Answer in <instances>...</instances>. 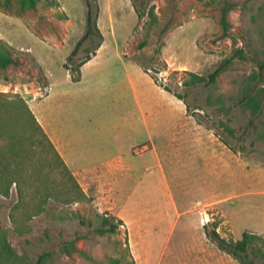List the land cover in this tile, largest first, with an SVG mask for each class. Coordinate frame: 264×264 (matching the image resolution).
<instances>
[{"label":"rangeland","instance_id":"1","mask_svg":"<svg viewBox=\"0 0 264 264\" xmlns=\"http://www.w3.org/2000/svg\"><path fill=\"white\" fill-rule=\"evenodd\" d=\"M87 1L95 30L68 58L87 28ZM224 3L234 4L230 37H222ZM0 42L16 61L0 68V103L9 106L7 116L0 108V159L18 143L24 165L11 161L8 195L0 193V264H35L42 254V264H240L204 225L227 242L245 231L264 236V109L252 117L238 103L247 83L264 89V0H38L33 9L0 0ZM238 48L246 58L234 59L215 86H182L188 72L206 76ZM23 102L33 115L76 125L104 158L125 141L143 150L128 153L124 198L120 191L107 202L81 186L89 200L49 196L47 176L72 183L60 168L48 172L28 141ZM195 125L221 143L215 152L210 140L191 138ZM102 215L123 224L99 235ZM6 247L18 259L2 261ZM253 248L247 264H264V247Z\"/></svg>","mask_w":264,"mask_h":264},{"label":"trees","instance_id":"2","mask_svg":"<svg viewBox=\"0 0 264 264\" xmlns=\"http://www.w3.org/2000/svg\"><path fill=\"white\" fill-rule=\"evenodd\" d=\"M38 0H22L23 4H26L29 8L33 9L36 5ZM86 6L88 8L87 10V23H86V31L81 40L77 43L74 50L71 52L70 58L72 55H75L77 53V50L81 46V44L93 33L95 30V26L91 21L92 17V11H91V5L89 2H86ZM234 7V4L224 3V5L221 7V17H220V25L222 27V37H230L229 35V22H228V12ZM152 12V11H151ZM97 30V29H96ZM99 34V33H98ZM233 40V39H232ZM7 45L0 42V68H6L11 65H15L16 61L13 59V55L10 53V51L6 47ZM246 56L243 53V50L238 48L235 49L232 54L223 59L215 68L213 71H211L208 75L202 76L196 73L188 72L187 78H184L182 80V86L185 88H191L196 87L199 85H202L203 87H209V89L213 86H215L218 77L222 72H224L229 66L232 65L234 59H245ZM89 59V58H88ZM86 59L85 61H87ZM84 61V62H85ZM83 62V63H84ZM82 63V64H83ZM81 64V65H82ZM68 70V69H67ZM76 76H71L72 82H78L80 81V73ZM259 77V73L257 74ZM153 79L156 81V77L153 75ZM158 84V83H157ZM164 90L167 92L172 93L169 89L162 86ZM177 99L182 100L186 106V110L189 111L190 106L188 103L184 100V98L178 94V93H172ZM209 97H207L206 104L209 106ZM238 103L241 106V108L244 111H248L252 117H255L258 115L259 111L261 109H264V89L263 90H255L254 87L247 83L243 86L242 94L240 95L238 99ZM15 104V103H13ZM26 112L29 115L31 120V132H29V135L27 137L28 141L31 142V144L37 145L39 147L41 154L44 155V161L46 163V166L48 168V172H54L55 169L58 170L60 168L59 174L61 175V178L68 179V182L72 183V187L65 181H62L61 183H51L49 180V176L45 180H41L42 182L49 185V196H60L61 198L66 197L71 201H82V200H89V198L86 196V194L81 189L80 185L77 183L76 179L68 169L67 165L63 161L62 157L46 135L43 128L40 126V124L36 121L34 115L29 111V109L26 107L24 102L22 103ZM0 108L3 110L1 114L6 115L7 110L9 106L7 103L5 104L3 102L0 103ZM224 107H220L218 111L222 112ZM7 116V115H6ZM224 129L229 133L233 134L232 129L229 128L226 124L222 123ZM18 143H14V149L13 150H7L6 153L3 154L2 159H0V184H6L7 187L5 191H1L0 193L4 196L8 195V187L10 185V181H8V176L11 173V161L15 160L16 165L19 167H24L23 163L20 162L21 159H19L18 155ZM46 155L49 156L48 159H46ZM19 160V161H18ZM48 175V174H46ZM13 183V182H12ZM3 184V188H4ZM38 208H41V204H38ZM100 223L99 226L96 228V232L99 235H104L106 233H114L119 225H122L123 222L120 219H116L115 217H108L105 215H102L99 217ZM204 228L207 229V234L210 240L217 246V248L228 255H230L233 259L238 261L240 264H247V260L249 258V249L251 250L252 254L255 255V249L253 248L254 244L261 243V245L264 247V236H259L254 233L245 231L242 233V236L239 240L234 242H227L224 239H222L219 234L216 232V230H208L207 226L204 225ZM6 250L8 252L7 256H4L2 261L8 260L11 256H13L15 259H18V257L10 250L9 247H6ZM2 255V254H1ZM262 259L264 261V253H261ZM44 258V255L38 257L35 264H42V260ZM1 261V262H2ZM4 264H17L15 260L6 261Z\"/></svg>","mask_w":264,"mask_h":264},{"label":"crops","instance_id":"3","mask_svg":"<svg viewBox=\"0 0 264 264\" xmlns=\"http://www.w3.org/2000/svg\"><path fill=\"white\" fill-rule=\"evenodd\" d=\"M33 113L68 169L87 195L88 193L97 195L99 191L104 192L102 195L106 194L107 202H109L111 199L118 197V193L121 191L124 198V193L127 190L126 185L130 183L133 177V165L128 155L133 145L127 146V141H125V144L116 147L118 152L115 156L104 158L102 153L94 151L96 149L91 147L93 142L87 143L84 140L85 138L81 137V135L78 136L79 128L76 125L69 127L65 123L60 124L58 120L57 123L53 122L54 117L51 114L45 115L40 111H33ZM198 128L199 126L195 125V133L200 132ZM193 136L191 138L198 143L210 140L208 150L210 149L212 152H215L216 142L221 144L214 136L207 137L199 135V133L193 134ZM140 141L141 139H137V142ZM93 186H95L96 192L93 190ZM100 204L103 206L102 203ZM120 215L127 217V213L125 214L124 210L120 211Z\"/></svg>","mask_w":264,"mask_h":264},{"label":"built area","instance_id":"4","mask_svg":"<svg viewBox=\"0 0 264 264\" xmlns=\"http://www.w3.org/2000/svg\"><path fill=\"white\" fill-rule=\"evenodd\" d=\"M143 150H140L139 148H133L132 149V153L134 155H140V153H142Z\"/></svg>","mask_w":264,"mask_h":264}]
</instances>
